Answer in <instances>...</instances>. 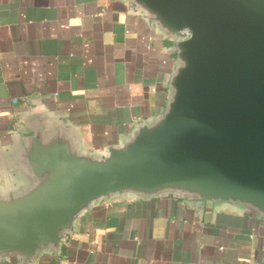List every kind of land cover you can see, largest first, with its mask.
Returning a JSON list of instances; mask_svg holds the SVG:
<instances>
[{
    "label": "water",
    "instance_id": "95a60500",
    "mask_svg": "<svg viewBox=\"0 0 264 264\" xmlns=\"http://www.w3.org/2000/svg\"><path fill=\"white\" fill-rule=\"evenodd\" d=\"M119 1L170 44L164 108L96 150L35 102L0 148V263L59 258L117 199L181 200L200 217L211 203L264 229V0Z\"/></svg>",
    "mask_w": 264,
    "mask_h": 264
},
{
    "label": "crops",
    "instance_id": "0c3cea01",
    "mask_svg": "<svg viewBox=\"0 0 264 264\" xmlns=\"http://www.w3.org/2000/svg\"><path fill=\"white\" fill-rule=\"evenodd\" d=\"M169 50L119 0H0V148L35 102L89 147L117 144L164 108ZM263 247L253 219L211 203L200 217L181 200L117 199L80 221L59 258L34 264H255Z\"/></svg>",
    "mask_w": 264,
    "mask_h": 264
}]
</instances>
